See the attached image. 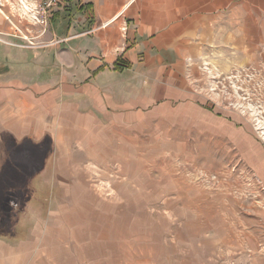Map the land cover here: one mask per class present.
<instances>
[{"label":"rangeland","instance_id":"1","mask_svg":"<svg viewBox=\"0 0 264 264\" xmlns=\"http://www.w3.org/2000/svg\"><path fill=\"white\" fill-rule=\"evenodd\" d=\"M170 2L206 71L185 75L189 89L111 149V166L69 170L83 159L68 155L52 171L49 141L44 168L37 145L5 141L1 248L54 243L62 264H264V0Z\"/></svg>","mask_w":264,"mask_h":264},{"label":"crops","instance_id":"2","mask_svg":"<svg viewBox=\"0 0 264 264\" xmlns=\"http://www.w3.org/2000/svg\"><path fill=\"white\" fill-rule=\"evenodd\" d=\"M170 1L65 0L43 26L33 21L32 1L0 0V170L5 141L37 145L43 168L40 146L49 141L52 171H62L68 155L83 159L69 170L111 166V149L158 120L176 91L189 89L185 75L206 71L204 43ZM31 241L0 246V264L63 263L54 243Z\"/></svg>","mask_w":264,"mask_h":264},{"label":"built area","instance_id":"3","mask_svg":"<svg viewBox=\"0 0 264 264\" xmlns=\"http://www.w3.org/2000/svg\"><path fill=\"white\" fill-rule=\"evenodd\" d=\"M34 3V7L31 8V14L33 16V21L36 24L46 26L49 15L53 10L58 9L62 2L65 0H30ZM90 1V0H86ZM0 42L5 43V41L0 38Z\"/></svg>","mask_w":264,"mask_h":264},{"label":"bare ground","instance_id":"4","mask_svg":"<svg viewBox=\"0 0 264 264\" xmlns=\"http://www.w3.org/2000/svg\"><path fill=\"white\" fill-rule=\"evenodd\" d=\"M23 8L25 9V7L23 6Z\"/></svg>","mask_w":264,"mask_h":264}]
</instances>
